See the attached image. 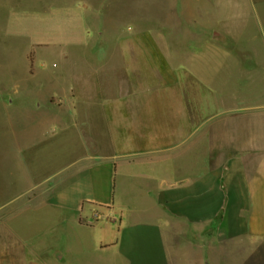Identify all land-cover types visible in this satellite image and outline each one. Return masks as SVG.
I'll list each match as a JSON object with an SVG mask.
<instances>
[{
  "label": "crops",
  "instance_id": "crops-1",
  "mask_svg": "<svg viewBox=\"0 0 264 264\" xmlns=\"http://www.w3.org/2000/svg\"><path fill=\"white\" fill-rule=\"evenodd\" d=\"M6 8L7 18L44 20L32 45L42 67L28 78L39 82L20 87L10 110L17 142L76 131V143L51 174L21 175L15 203L70 171L47 200L19 202L0 220V259L19 251L8 224L55 200L78 228L97 229L86 222L106 211L101 248L117 246L125 264H227L228 242L264 245V0ZM213 162L226 166L213 173Z\"/></svg>",
  "mask_w": 264,
  "mask_h": 264
},
{
  "label": "rangeland",
  "instance_id": "rangeland-1",
  "mask_svg": "<svg viewBox=\"0 0 264 264\" xmlns=\"http://www.w3.org/2000/svg\"><path fill=\"white\" fill-rule=\"evenodd\" d=\"M23 1L18 0L19 3ZM7 3L8 0H0V220L4 221L12 216V211L19 202L38 204L47 200L52 194L49 189L51 184L61 180L60 177L70 171L15 203L21 197L23 189L21 175L33 182L51 174L59 166L65 165L62 161L67 157L64 155L76 143V131L68 132L66 135L69 136L43 145L38 144L41 141L37 139L29 144L25 141V145H19L14 136L17 132L10 110L18 100L15 99V92L20 87L21 91L27 92L31 85L30 89L34 90L39 82V79H34L31 83L29 80L30 75L42 67L43 60L38 58L32 45L35 34L42 32L44 20L7 18ZM56 58L58 61L59 57ZM51 134L49 132L50 136ZM30 137L38 138L37 135ZM103 161L105 160L100 159L93 163ZM91 164L92 162L89 163ZM78 166L80 164L75 168ZM225 166L226 164L213 162L212 171L218 172ZM121 174L119 171L118 186L122 185ZM66 209L65 201L55 200L49 207L38 212H27L12 220L7 230L18 238L19 251L12 257L0 259V264H125L117 246L101 248V245L109 244L108 231L113 226L109 222L112 218L107 216L106 211L95 209L93 219L86 222L91 226L97 224V229L94 230L78 228L75 215ZM242 214L250 220L254 213L246 211ZM226 245L227 264H264L263 244H260L259 249L255 244L246 242H228ZM34 247L35 250L32 249ZM257 251L263 256L257 257ZM71 252L77 254L72 256ZM218 255L219 253L217 257Z\"/></svg>",
  "mask_w": 264,
  "mask_h": 264
}]
</instances>
